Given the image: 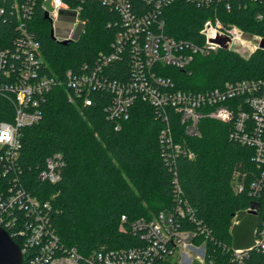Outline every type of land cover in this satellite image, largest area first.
Instances as JSON below:
<instances>
[{
    "label": "trees",
    "instance_id": "16d2710c",
    "mask_svg": "<svg viewBox=\"0 0 264 264\" xmlns=\"http://www.w3.org/2000/svg\"><path fill=\"white\" fill-rule=\"evenodd\" d=\"M19 1L32 7L28 29L40 44L44 73L59 75L62 81L67 70L81 72L85 66L92 69L98 55L110 50L117 32L123 29L114 4L67 0L82 8L88 22L85 32L64 46L56 34L51 35L52 25L45 18L43 0ZM125 1L135 15L155 8L152 2L144 0ZM201 1L167 3L158 12L166 34L203 44L200 30L206 20L216 17L226 27L236 26L264 37V0ZM11 4L13 0H7L4 5L6 11L0 24L2 46L20 36ZM134 64L127 47L118 60L104 67L99 78L104 83L129 81L136 76ZM160 73L188 92H204L226 82L264 80V50L245 59L233 51L219 49L207 56H196L190 72L164 68ZM86 95L92 100L89 107L74 95L71 101L65 86H56L39 100V122L20 129L21 148L16 162L19 180L32 196L52 203L51 225L60 243L76 248L83 256L143 245L141 237L130 230V224L172 211L181 199L194 208L197 219L211 233L204 264H236L231 250L250 248L255 243L249 235L237 239L240 233L243 235L242 226L246 223L250 228V215L257 218L256 229L264 221V196L256 199L249 186L259 172L253 162V150L231 139L230 125L217 120L203 119L200 134L189 137L172 112L175 142L186 146L195 157L190 159L179 153L170 154L166 160L159 145L164 123L155 108L137 100L127 119H111L108 110L114 94L109 88L92 90ZM15 112V95L0 92V123H13ZM54 155L61 156L64 167L61 180L50 184L40 180L39 175L47 159ZM238 171L251 176L243 180V191L234 189V175ZM8 178L1 175L0 183ZM122 216H126L127 222H122ZM238 216L242 221L234 225ZM179 224L183 230L194 228L188 219H180ZM8 233L11 235L9 230ZM13 240L23 247L18 238ZM245 264H264V252L252 249Z\"/></svg>",
    "mask_w": 264,
    "mask_h": 264
},
{
    "label": "built area",
    "instance_id": "2783aa9c",
    "mask_svg": "<svg viewBox=\"0 0 264 264\" xmlns=\"http://www.w3.org/2000/svg\"><path fill=\"white\" fill-rule=\"evenodd\" d=\"M6 1L0 0V24L6 11ZM101 1L114 4L122 18L123 29L117 32L110 50L98 55L92 69L85 66L81 72L67 70L63 81L59 75L44 73L46 66L40 44L28 29L33 13L30 4L19 0H13L11 4L20 36L13 37L7 46H2L0 42V92H12L16 101L13 123H0V177L9 176L7 182L0 183V226L11 232L9 235L12 239L15 237L21 241L22 264H157L166 261L204 264L211 233L197 219L194 208L186 200L180 199L172 211L160 212L150 220L140 218L130 224V230L141 237L143 245L124 250H100L83 256L76 248H67L60 243L51 225L52 203L32 196L19 180L16 162L21 148L20 129L41 119L38 109L40 98L62 85L66 87L71 101L76 96L82 99L84 106L89 107L92 100L86 93L107 87L114 94L108 110L111 119H127L137 100L155 108L164 123L159 145L166 160H169L167 156L170 154L179 153L190 159L195 157L186 146L175 142L170 119L172 112L177 115L189 137L200 134L203 119L230 125L231 139L253 150V162L259 170L249 183L250 192L256 199L264 196V80L226 82L222 87L204 92H188L180 90L172 79L160 73L164 68L190 72L196 56H207L221 49L219 44L210 42L218 37L228 38V50L237 53L245 45V32L236 26L226 27L215 17L206 20L200 30L203 44L175 39L166 34L164 20L159 19L158 14L171 0H144L152 2L155 8L141 15H135L130 3L125 0ZM42 2L54 34L61 13H67L74 20L75 30L72 34L57 40L73 42L85 32L88 17L80 6L71 5L67 0ZM48 3L49 8L46 7ZM263 38L257 37L253 51L259 49ZM127 47L135 60L136 76L126 82L104 83L99 78L102 70L118 60ZM63 167L61 156L49 157L40 172V180L58 183ZM248 177H251L248 173L236 172L234 189L243 191V180ZM180 219L192 221L194 228L181 229ZM122 222H127L126 216H122ZM254 248L264 252V221L262 227L255 230L252 247L231 250L233 260L236 264H245V258ZM227 250L230 253V249Z\"/></svg>",
    "mask_w": 264,
    "mask_h": 264
},
{
    "label": "rangeland",
    "instance_id": "374dc122",
    "mask_svg": "<svg viewBox=\"0 0 264 264\" xmlns=\"http://www.w3.org/2000/svg\"><path fill=\"white\" fill-rule=\"evenodd\" d=\"M46 7L49 8L50 3H48ZM74 30H75V25H74L73 18L67 15V13L66 14L61 13L56 23V31H55L56 38L62 39V37H65V36L68 37L70 34H72V31ZM57 36H60V37H57ZM257 37L258 36L256 35H252V34L245 32L244 37H243L244 39L243 41H245L244 43L245 45L239 49V52H237V54H239L241 57L245 59H248L249 57H251V55L257 51V50L253 51V48L257 41ZM58 41H62V40H58ZM250 218L252 219V225L250 226V228L247 229V224L245 223L242 226L243 235L240 233L239 236H237V239L241 240L243 239V236L249 235L251 236L252 243H253V241H255L254 233L256 230L257 218L255 215H250ZM241 221L242 219L238 216L234 219L233 223L234 225H239Z\"/></svg>",
    "mask_w": 264,
    "mask_h": 264
},
{
    "label": "water",
    "instance_id": "95a60500",
    "mask_svg": "<svg viewBox=\"0 0 264 264\" xmlns=\"http://www.w3.org/2000/svg\"><path fill=\"white\" fill-rule=\"evenodd\" d=\"M45 18L48 19V14L45 13ZM53 31L51 33L53 36ZM228 38L218 37L215 40H211L210 42L217 43L220 45L221 49L228 50V46L226 42H228ZM71 43V41H63L62 45L67 46ZM259 49L264 50V38L259 44ZM23 263V254L20 246H18L9 233L0 226V264H22Z\"/></svg>",
    "mask_w": 264,
    "mask_h": 264
}]
</instances>
